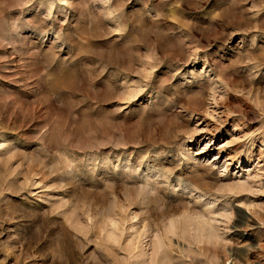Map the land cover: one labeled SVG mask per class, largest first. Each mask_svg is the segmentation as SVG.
<instances>
[{
    "label": "rangeland",
    "instance_id": "obj_1",
    "mask_svg": "<svg viewBox=\"0 0 264 264\" xmlns=\"http://www.w3.org/2000/svg\"><path fill=\"white\" fill-rule=\"evenodd\" d=\"M0 264H264V0H0Z\"/></svg>",
    "mask_w": 264,
    "mask_h": 264
}]
</instances>
